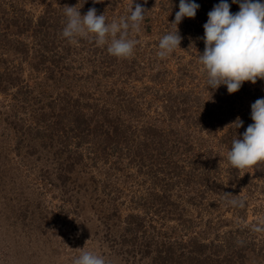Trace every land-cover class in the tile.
<instances>
[{
  "label": "rangeland",
  "instance_id": "374dc122",
  "mask_svg": "<svg viewBox=\"0 0 264 264\" xmlns=\"http://www.w3.org/2000/svg\"><path fill=\"white\" fill-rule=\"evenodd\" d=\"M16 1L18 7L25 8L33 22L50 4L64 13V6L59 1ZM76 1L73 0L72 6L80 9L81 15L86 14L82 2ZM102 1L95 3V8L97 15H107L106 11L110 10L108 23L128 15L133 3V0ZM171 1L134 0L133 8L140 4L146 14L139 31L129 32V38L137 41L132 56L115 57L112 60L116 62L110 69L96 66L93 71L88 61L89 47L81 42V37H76L68 43L71 53L67 54L66 61L57 64L69 69L63 76L58 75L52 80L41 73L36 79L40 83L38 86L27 80L33 69L31 63L35 62L31 59L29 63V58L38 46L33 44L31 30L22 34L28 46V61L26 57L16 56L11 62L23 67L24 83H29L32 91L16 96L17 89L10 87L6 92H0V264H73L74 258L82 251L103 255L106 264H155V253H145L146 240H131L132 235L125 224L129 214L143 215L145 212L130 199L138 196L143 200L151 190L161 196L166 193L171 199L183 200L186 206L184 218L188 221L182 224L148 213L149 220H155L157 232L167 236L163 240L182 238L186 242L188 238L196 237L221 246L220 258L211 257L212 264L220 261L222 264H264V176L251 167L240 169L231 185L226 184V175L223 174V191L217 189L215 195L206 193L196 197L199 203L195 206L186 202L188 196H197L195 191L180 183L175 184V178H170L173 162L168 167L170 175H167L150 166L148 161L141 167L131 162L129 156L119 158L111 147L106 155L102 154L93 161L88 153V148L100 147L105 134H102L104 127L99 123L105 120L103 114L108 113L112 123L127 131L128 136L135 135L136 144L144 142L143 139L147 141L149 134L159 132L158 137H149L147 142L159 139L160 144L175 155L169 158L180 160L181 147L178 150L170 148L164 139H175L179 143L184 135L188 138L194 136L204 141L194 153H201L202 149L218 152L224 158L220 160L221 170L226 167L228 150L217 143L218 136L209 135L205 128L200 129L198 120L204 123L209 120L205 107H211L212 97L206 74L198 62L199 54H203L205 48L204 30L196 33L192 30L191 35L189 30L192 28L188 25L203 26L208 20L207 14L220 0H194L200 5L195 17H184L177 26L182 37L180 48L160 59L157 56L159 39L174 30L171 22L179 11V8L173 10L175 4ZM227 2L232 4V0ZM86 39L91 38H83V41ZM53 52L51 60L58 58L60 53L64 55L61 50L58 54L55 50ZM46 54L49 55L50 51ZM9 59L0 51V62L8 61L0 63V68L11 65ZM180 72L183 73L181 76ZM242 86L255 90V94L261 90L263 94L259 99L264 98V79H257L255 84L246 81ZM179 92H185L184 96ZM241 93H232L233 108L237 113L251 112L253 95L242 97ZM80 95L83 97L76 103ZM169 95L174 104L169 103ZM184 98L189 103L188 110L177 112L179 101ZM167 103L173 107L171 111L164 108ZM76 108H81V113L92 119V127L99 125V131L91 134L88 143L75 147L74 151L81 153L83 159L76 163L74 171H66L73 158L67 162L69 151L65 153L61 144L57 146L55 141L59 137L68 140H64L60 129L68 128L66 121L71 119ZM64 109L68 117H59L63 121L57 124L58 128L45 130L42 123H38L50 112L54 113L52 120L55 121L58 112H64ZM47 122L53 121L48 119ZM224 127L228 124L217 125L219 136L224 133ZM116 162L123 167L122 170ZM169 179L174 186H169ZM225 194L231 195L226 197ZM233 199L242 201L243 206L229 204L228 201ZM110 200H114L112 203L118 209H113ZM248 226L260 230L252 235L246 229ZM243 246H250L243 261L237 254L230 255L231 251Z\"/></svg>",
  "mask_w": 264,
  "mask_h": 264
},
{
  "label": "trees",
  "instance_id": "16d2710c",
  "mask_svg": "<svg viewBox=\"0 0 264 264\" xmlns=\"http://www.w3.org/2000/svg\"><path fill=\"white\" fill-rule=\"evenodd\" d=\"M52 1H59L61 6L64 7L66 5H73L71 4L73 0ZM79 1L82 2L80 3L87 11L89 8L95 7L94 0ZM76 3L78 4L77 1ZM171 3L175 4V7L173 8V10L175 11L176 8H179L178 6L180 0H172ZM59 10H57L55 7H53L52 4H50L45 7L43 13L38 16L35 22H33V20L29 18L30 15L27 14L25 8L18 7V3L16 0H0V51L3 52V54H7V57L10 58L9 62L11 63V65L9 64V66H6L5 64L4 68H0V92H6V90L11 87L17 89L15 91L16 96L26 95L28 93H31L32 91V89L28 86L30 82L33 83L34 86H38L40 84L36 79L41 75V73H43L45 77H48L52 80L55 79L58 75L63 76L69 69L64 68L62 65H57L63 60L66 61L67 54L71 53L70 45H68L70 40L62 36V29L65 25L66 18L64 16V13H61V11ZM239 10L240 9L238 3H232L230 5L231 13H236ZM109 13L110 10L106 11L107 15L105 16L107 23L109 19ZM188 25L192 28L191 30H189V34L191 35H193L192 30L193 33L204 30L203 26L201 25L192 23H189ZM28 30H31V36L34 38L33 44L38 46V48L35 49V53H33L32 56L30 55L32 58H29L27 50L28 46L22 39V34ZM81 42L84 45L87 44V46L89 47L88 54L90 55V57L88 61L93 71H95L96 66H100L104 68V70L108 68L110 69L112 67V63L114 64L116 62V60H112L115 58V56H112L107 52V44L101 47L97 46L94 40L86 39L83 41V38H81ZM62 46L63 48H61ZM54 50L56 51V54H58L61 50L64 55L60 53L58 58L51 60V58L54 56ZM46 51H50V54L47 55ZM16 56L22 59H25L26 57L27 61L29 58V63L31 59L35 60V62L31 63V68L33 69L32 73H30L29 78L27 79L29 82L28 85H26V82L24 83L25 80L24 76L22 75L23 67L11 62V60L16 58ZM0 63H8V61ZM182 74L183 73L180 72V76ZM46 79L47 78H45V80ZM209 90L212 97V105L208 108L205 107V111L208 109V114L205 115H207L206 117L209 120L207 123L198 120L200 129L205 128L206 132L209 135L214 137L218 136L217 143L229 151L232 140L236 137L242 138V134L244 133L246 128L254 121L251 119L250 111L243 110L240 113H237V109L235 110L233 108L234 103L231 101V96L233 94L228 93L226 85H221L216 89L209 87ZM239 92H242L240 94L242 97H246L252 94V101L254 102L256 98L255 96H257V99H259V96H262L263 94L261 90H258V93L255 94V90L248 88L247 86H241V88L237 91V95H239ZM184 93L185 92H179V95L184 96L182 95ZM234 95L236 94L234 93ZM82 97L83 96L80 95L75 102L77 103ZM168 99L169 103L171 102L172 104H174L175 101L171 99V95L168 96ZM61 100L64 101L65 98ZM187 102V98L180 100L177 106V112H186L188 110L187 107L189 106V103ZM169 103L164 105V108L167 111H171V109L173 108ZM181 105L182 108L180 109ZM89 107L93 109L92 105H90ZM76 109L77 110L74 112V114H71V119L66 121V127L70 128V130L68 128L66 129L65 127L60 129V132L64 133V140H68L63 141V138L59 137L55 141V144L57 146L61 144V147L65 153L69 151L67 162L70 161L69 158H73V161L67 164L69 165V167L66 169V171H74L76 163L82 161L83 159V155L81 153H79L78 151H74L75 147H80L83 143H88L87 140L90 139L91 134H93V132L99 131V125H94L92 127V119L89 118V116H87L86 114H82L81 108ZM94 109L98 111V109ZM105 111H107V109H105ZM215 113H218L219 116L215 115ZM52 116H54V113L50 112L49 114L44 115V120H39L38 123H42L43 129L48 130L58 128L57 124L63 121V119L59 117H68V114L66 110L64 112H58L55 121L52 120ZM103 117L105 120L102 122L99 121V124H102L101 126L104 127L102 134L104 133L105 137L101 138L99 148H88V153L91 156L92 161L102 154L106 155L108 151H110L111 147L113 152L117 154L119 158H126L127 156H129L131 162L133 161L134 163L139 164L141 167L145 164L146 161H148L150 166L156 167L157 171H163L167 175H170L168 167L173 162L174 170L170 175V178H175V184L180 183L181 186L195 191L197 196L190 195L186 200V202L188 201L195 206H198L197 203H199L196 197L200 198V196H203L206 193L215 195L217 194V189L223 191L222 186H225V183L222 181L224 177L223 174L226 175V184L230 185L234 183L237 175L240 174V169L232 167L227 159H225L226 167L221 170L220 160H224V158L221 157L218 152L202 149L201 153H199L200 151L194 153V149H198L197 146H201L204 143L203 140L198 139L194 136H191L189 138H191L192 140H198L199 142L197 144H195L185 135L182 136L183 138L181 137L179 143H177L175 139H164L166 145L170 144V148H177L178 150L181 147L179 158H181L182 156V159L178 160L176 158V160H172L169 157H174L175 155H173L171 152H168V148H166L163 144H160L159 139L153 140L149 143L147 142L150 140L149 137H158L159 132L149 134V136H146L148 137L147 141L143 139L142 141L144 142L136 144L138 142H136L135 135L128 136L127 131L120 129L119 126L116 125V123H112L113 121L111 122L108 113L103 114ZM238 117L243 122V125L239 128L235 123ZM48 119L53 122H47ZM221 123H225L226 125L228 124V127H224V133L219 136L217 134V125ZM149 129L150 128L148 127V130ZM71 143H73V146H71ZM155 143H157V146L155 145ZM124 152L126 153L125 155ZM115 164H117V167L119 169H123V167L120 168L118 162H116ZM186 165L188 167H186ZM251 168L257 173L264 176V162H259ZM171 179L167 181L170 187L174 186V183L170 182ZM106 190H108V192L110 193V190L108 188H106ZM137 197L138 196L132 197L130 201H135L139 205V207L145 210V212L143 215L129 214L125 222V224L127 225L126 229L130 231L132 235L131 240H146L145 253H155L154 260L157 262L155 264H212L213 260L211 259V257L217 256V258H220L218 257V255L221 246L215 245L213 243H206L202 240H198L196 237L188 238L189 240H186V242H183L181 240L182 238L173 241L163 240L166 239L167 236H165V234H161V232H157V229L153 223L155 222V220H149L148 213L153 212L156 217L161 216L160 218L165 221L172 220L177 224L187 222L188 220L184 218L186 206H184L183 200L171 199L170 196H167L166 193L161 196L154 190H151L149 195L145 196L143 200H141L140 197ZM109 202L113 205L114 210L118 209L114 207V204L112 203L114 202V200H110ZM116 211H114V214L116 213ZM160 213H162V215H160ZM182 227L185 228L186 226ZM246 229H249L248 231L252 235H254L257 231L255 229H252L250 226H248V228ZM155 240L159 241L155 242ZM249 248L250 246L248 248L247 246H243L242 248H239V250L235 249L233 250V252L231 251L232 254L230 255L237 254L243 261L245 257L244 254L249 250ZM262 251L264 253V243ZM219 264H222L221 261Z\"/></svg>",
  "mask_w": 264,
  "mask_h": 264
},
{
  "label": "clouds",
  "instance_id": "9594fccd",
  "mask_svg": "<svg viewBox=\"0 0 264 264\" xmlns=\"http://www.w3.org/2000/svg\"><path fill=\"white\" fill-rule=\"evenodd\" d=\"M99 2L101 0H94V3ZM232 3L239 4L238 12L231 13L227 0H220L207 14L208 20L203 25L205 48L198 57L208 87L216 89L226 85L229 94L237 92L246 81L255 84L257 79H264V2L232 0ZM133 4L134 0L128 15L111 23L106 22L104 14L97 15L95 7L81 15L76 6L66 5L62 36L70 41L76 37L91 38L97 46L107 44L110 55L128 58L133 55L137 44L135 39L129 38V32L139 31L146 14L144 7L135 4L133 8ZM199 7L194 0H180L179 11L171 22L174 30L159 39L157 56L160 59L180 48L182 37L177 26L184 17L194 18ZM251 119L254 122L246 128L242 138L232 140L226 156L232 167L241 170L264 162V98L251 105ZM235 123L238 128L243 125L239 117ZM230 195L225 194L226 197ZM228 203L243 206V202L236 199ZM73 264H106V260L103 255L82 251L79 257L74 258Z\"/></svg>",
  "mask_w": 264,
  "mask_h": 264
}]
</instances>
